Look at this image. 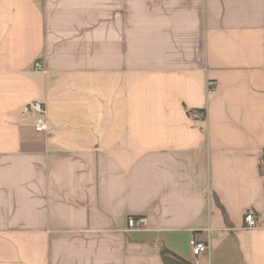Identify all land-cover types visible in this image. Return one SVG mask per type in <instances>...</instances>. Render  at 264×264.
<instances>
[{"label":"crops","instance_id":"0c3cea01","mask_svg":"<svg viewBox=\"0 0 264 264\" xmlns=\"http://www.w3.org/2000/svg\"><path fill=\"white\" fill-rule=\"evenodd\" d=\"M263 165L264 0H0V264H264Z\"/></svg>","mask_w":264,"mask_h":264},{"label":"built area","instance_id":"2783aa9c","mask_svg":"<svg viewBox=\"0 0 264 264\" xmlns=\"http://www.w3.org/2000/svg\"><path fill=\"white\" fill-rule=\"evenodd\" d=\"M38 67H40L39 64ZM211 90L212 88L209 87L208 92L210 93ZM206 115L207 113L204 110L199 112H194V116L196 118H206ZM22 116L24 117V120H28L32 123L36 131L45 132V133L50 132L51 129L47 118V108L44 102L40 100L31 101L24 107L22 111ZM146 222H147V218L144 216L130 217L128 219V226L130 228L140 229L145 227ZM245 222L247 228H253L257 225V220L253 213L246 214ZM190 246L192 253L195 256H199L201 254L207 253L210 250L209 243L206 240H203L199 237L193 238Z\"/></svg>","mask_w":264,"mask_h":264},{"label":"water","instance_id":"95a60500","mask_svg":"<svg viewBox=\"0 0 264 264\" xmlns=\"http://www.w3.org/2000/svg\"><path fill=\"white\" fill-rule=\"evenodd\" d=\"M260 173L264 175V165L260 167ZM162 255L165 264H189L173 257L167 256L165 253H162Z\"/></svg>","mask_w":264,"mask_h":264}]
</instances>
